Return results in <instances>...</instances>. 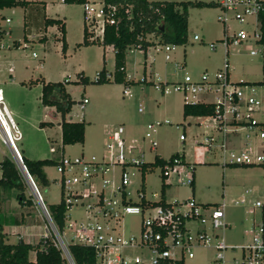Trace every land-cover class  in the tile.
Returning <instances> with one entry per match:
<instances>
[{
  "label": "rangeland",
  "instance_id": "1",
  "mask_svg": "<svg viewBox=\"0 0 264 264\" xmlns=\"http://www.w3.org/2000/svg\"><path fill=\"white\" fill-rule=\"evenodd\" d=\"M42 1L47 4L46 13L49 17L61 18L66 23V51H63V42L60 40L63 34L58 25H54L46 36L43 29H34L32 40L24 41L22 8L0 10V40L4 42L3 48L0 49V87L22 131V139L18 141L22 154L32 160L49 158L55 161L63 155L76 157L81 153L102 157L107 153L109 136L115 126L125 124L124 126L128 127L136 124V134H129L127 128L124 133L128 143L132 139L138 140V148L133 149L129 156L152 161L158 152H162L165 158L184 153L187 160L195 166V183H184L180 181L179 176L171 178L174 184L167 190L168 201L183 202V210H186V202L193 197L200 204L211 203L218 206L225 203V219L230 224L222 232L230 245L225 250L226 264H241L243 251L239 246L251 239L249 230L255 224L264 222V164H231L230 153L251 149L253 156L264 154V138L261 136L264 130V101L257 109L261 113L259 121L263 123L237 127L249 144L237 148L229 146L225 152L222 141L223 135L227 133L216 129L212 118H185L183 105L186 100L174 90V86L176 82L184 80L186 75L199 78L204 72H208L213 77L223 67L226 59H230L233 81H261L264 78L262 57L260 54H251L252 50L262 48V43L255 41L252 34L257 18L251 17L243 22L232 18L225 23L219 19V14L223 11L220 6L190 7L187 43H171L174 49L170 51L172 59L168 61L165 58L166 44L159 42L160 37L149 34L147 37L153 45L149 47L147 58L143 51L135 46L128 49L127 76L135 82L125 85L114 80L113 46L98 42L83 44L86 22L84 4L66 3L63 0ZM7 17L12 19V23L5 21ZM226 28L229 34L243 28L249 31L251 37L241 45L227 47L223 40L226 38ZM90 29L95 30L94 34L101 37L99 28ZM195 34H198L201 40H196ZM41 37H47V42H43ZM211 42L216 43L215 49L210 47ZM104 68L110 75V81L95 82L97 73ZM81 73L88 77V82L81 79ZM66 80L69 81L66 84L67 90L75 103L65 119L86 122L84 143L64 145L61 113L56 107L42 103L44 82ZM162 83L164 91L161 88ZM261 87L259 86L260 89ZM126 88L131 95L124 92ZM258 91V96L261 97L263 91ZM84 98H88L89 102L83 103ZM197 99L210 102L214 100L200 93L195 97L190 95L187 101L195 102ZM141 107L143 111H140ZM149 122L156 125L161 122L152 131V138L158 141L156 149L151 148V139L143 138L148 131ZM235 128L231 127L229 133ZM181 135H184L185 139H181ZM211 136L215 137V141L210 146L208 143ZM201 151H205V155H201ZM13 158L11 149L0 139V162ZM119 166H116L114 174L118 172ZM191 166H187L189 173L192 171ZM128 169L133 172V182L127 186V190L132 193L134 201L140 199L138 189L142 190L143 182L147 198L159 199L157 197H160L162 183L160 167L149 171L145 178L137 166L130 165ZM45 171L50 185H39L40 191L47 205L57 204L62 198L60 181L57 180L60 174L56 164L46 166ZM183 178L187 181V177ZM17 194L16 189H0V221L7 232V241L16 243L22 238L36 244L41 238L55 240V232L32 187L28 186L26 190V196L33 201L31 205L19 203ZM243 198L246 199L245 202H242ZM257 201H260L262 206L256 205ZM70 212L72 216L86 215V211L80 207H75ZM140 219L141 215H127L124 218L125 235L139 232ZM188 226L194 227L195 221L188 220ZM63 237L69 241L68 234L63 233ZM217 240L213 237L210 243L196 244L193 247L194 257H186L185 261L179 264H213L217 255ZM127 254L130 257L142 255L149 260L151 252L148 248H134L127 250ZM32 259H35L34 254ZM73 261L67 257L65 264H74Z\"/></svg>",
  "mask_w": 264,
  "mask_h": 264
},
{
  "label": "built area",
  "instance_id": "2",
  "mask_svg": "<svg viewBox=\"0 0 264 264\" xmlns=\"http://www.w3.org/2000/svg\"><path fill=\"white\" fill-rule=\"evenodd\" d=\"M218 4L223 10L219 14V19L225 23H228L232 18L239 22L251 17L257 18L252 34L255 41L262 43V48L252 50L251 54L261 55L264 74V42L260 19V12L264 9V0H220ZM115 9V7H107L104 2L89 1L84 4L85 20L94 29L99 28L101 37H103L106 23H114L112 12ZM5 21L11 23L12 19L7 17ZM226 32V38L223 40L227 47L241 45L251 37L249 31L243 28L233 34H229V30L226 28ZM98 36L100 35L98 34ZM194 38L201 40L198 34H195ZM3 46L4 42L0 40V49ZM210 47L215 49L217 45L215 42H211ZM173 49L174 45L166 44V60L172 59L170 51ZM33 55L36 56L35 53ZM228 56L229 51L227 52ZM99 77L98 72L96 80ZM162 84L161 88L164 91V83ZM244 88L246 89L244 90ZM258 89V84L246 81L237 82L231 79L230 59H226L223 67L213 77L208 72H204L199 78L186 75L184 80L176 82L174 86V90L184 96L185 103L194 102L192 100L188 102L187 99L190 95L195 97L200 93L214 99L211 102L215 104L216 114L205 118H212L213 126L226 133L231 127L263 123L255 118L257 109L264 101V91L259 97ZM124 92L131 95L127 88L124 89ZM88 101V98L83 99V103ZM196 102L210 101L197 99L194 103ZM140 111H143V107L140 108ZM168 122L167 120L166 123ZM159 124L161 122H158L157 125L154 122H149L148 131L143 136L144 139H151V148L154 149L158 147V141L152 138V131ZM125 131L124 125L114 127L109 136L107 153L102 157L81 153L76 157L63 155L57 161L56 167L60 174L57 180L60 181L62 197L60 202L63 201L67 209L64 228L60 232L37 182L25 164L24 155L18 146V141L22 139V131L6 103L4 91L0 87V139L11 149L14 156L13 161L41 202L56 235V239L53 241L66 258L73 261L69 246L74 243L91 247L96 253V262L99 264H179L184 262L186 257H194L193 247L196 244L210 243L214 237L218 240L215 246L217 255L213 264H226L225 250L230 245L222 232L230 224L225 219V203L208 208L204 204L197 203L193 197L189 202H186V210L182 208L183 202L166 200V204L162 203V186L173 185L171 178L179 176L181 177L180 181L189 185H193L195 181V166L185 158L184 153H178L171 160L167 158V163L158 166L161 169L162 183L160 197L157 193L155 196H158L159 199L147 198L145 182H143L142 190L138 189L140 199L134 201L132 193L127 190V186L133 182L131 176L133 172L131 171V173L128 167L130 165L137 166L142 172L143 178L154 169H143L144 164L151 161L129 156L133 149L138 148V140L132 139L128 143ZM225 136L223 135L222 148L227 152L229 146L226 140L224 141ZM261 136L264 138V130ZM181 139H185V136L181 135ZM214 141L215 137L211 136L208 144L211 146ZM204 152L201 151V155ZM142 157H144L143 153ZM230 157L231 164L264 163V154L253 156L251 149L241 152L232 151ZM2 162H0V180L4 175ZM117 165H120L119 170L114 174ZM188 165H192L190 173L187 170ZM183 177H187V181ZM245 201L246 199L243 198L242 202ZM256 205L262 206V203L257 201ZM75 207L83 208L86 215L72 216L70 211ZM127 215H141L138 233L125 235L123 221ZM190 219L195 221L194 227L188 226ZM63 233L69 235V241L65 240ZM249 233L252 235L251 239L239 246L243 251L241 264H264V222L255 224ZM134 248H148L151 252L149 260H146L142 255L130 257L127 250ZM73 263L76 264L75 261Z\"/></svg>",
  "mask_w": 264,
  "mask_h": 264
},
{
  "label": "trees",
  "instance_id": "3",
  "mask_svg": "<svg viewBox=\"0 0 264 264\" xmlns=\"http://www.w3.org/2000/svg\"><path fill=\"white\" fill-rule=\"evenodd\" d=\"M66 3L85 4L89 0H63ZM107 7H115L112 12L114 23H106L103 37L96 36L95 30L90 29L91 25L85 22L84 42L83 44L103 43L113 46L115 53V71L114 80L118 83L129 85L135 80L128 79L127 76V54L132 46L142 49L145 55L153 43L147 37L154 34L160 37V43L165 44H185L188 41L189 8L190 7H214L219 6L218 2L210 1H150V0H103ZM23 7L25 11V37L32 33L33 29H46L49 26L58 25L62 32L63 51L67 49L65 22L61 18L49 17L46 13V2L39 0H0V10L4 8ZM262 21L264 42V9L260 12ZM42 41L45 37H41ZM98 83L110 81L109 74L104 68L99 72ZM81 79L88 82V77L81 73ZM66 80L58 82H44L42 89V103L46 106H55L61 113L63 120L62 142L64 145L84 143L86 137L87 124L85 121H68L66 115L71 111L75 101L68 92ZM145 82V80H144ZM264 79L253 84H262ZM216 114L215 104L212 102H190L184 103L183 115L207 117ZM45 123H42L44 125ZM178 155L174 154L170 160ZM25 164L29 172L34 177L38 186L50 185V179L47 176L45 167L56 164L53 159L32 160L24 156ZM168 162L167 158L158 153L155 159L145 163L144 170L148 168L162 166ZM4 171L3 179L0 180V189H16L19 203L33 204L32 199L26 196L28 184L16 163L13 160L6 159L2 162ZM264 164V163H263ZM40 187V186H39ZM41 190V189H40ZM167 185L162 186V203L166 204ZM205 207L216 206L211 203H205ZM53 220L60 232L63 231L66 206L62 201L57 204L48 205ZM7 232L3 223L0 221V264H65L67 258L62 250L49 238H41L36 244L20 239L16 243L7 241ZM71 256L76 264H95L96 253L88 246L74 244L69 246ZM34 254L35 259H32Z\"/></svg>",
  "mask_w": 264,
  "mask_h": 264
},
{
  "label": "crops",
  "instance_id": "4",
  "mask_svg": "<svg viewBox=\"0 0 264 264\" xmlns=\"http://www.w3.org/2000/svg\"><path fill=\"white\" fill-rule=\"evenodd\" d=\"M46 7H47V4H46ZM14 8H17V7H14ZM19 8H22V10H23V27H22V32H23V37H24V41L25 40H32V36H34V32H35V30L33 31L32 30V33H30V34H28V36H26L25 37V26H24V22H25V11H24V9H23V7H19ZM12 23V22H11ZM66 24V23H65ZM1 25L4 27V25H3V23L1 22ZM52 27H54V25L53 26H49L48 28H46V29H43L44 30V35L46 36V34L48 33V31L52 28ZM65 27H66V25H65ZM14 29V28H13ZM40 30V29H39ZM84 30H85V28H84ZM66 36V35H65ZM47 37H45V39L43 40V42H47V39H46ZM67 41V40H66ZM20 42H21V40H20ZM108 46H111V45H108ZM150 51H148L147 52V54L149 53ZM145 57L147 58L148 57V55H145ZM127 62H126V68H127ZM264 79V78H263ZM262 79V80H263ZM259 86H262L261 87V89L259 88V90H262V91H264V82L262 83V84H258ZM67 87V86H66ZM263 88V89H262ZM89 102V101H88ZM87 102V103H88ZM55 107V106H54ZM261 113L259 112V111H257L256 113H255V118H257V120H260L261 118V115H260ZM122 125H125V124H122ZM125 127V126H124ZM126 128H127V130L129 131V134H136V132L135 131H137V129H138V127H136V124H131L130 126H128V127H125V130H126ZM61 130H62V127H61ZM226 143L228 144V146H230V147H234V148H237L238 146L239 147H242V146H245L246 144L248 145L249 143H248V141L247 140H245L244 138H243V135L239 132V130H238V128L236 127L235 129H233L232 130V133H227V135H226ZM157 154V153H156ZM158 154L159 155H161L162 157H164L165 158V156L162 154V152H158ZM202 155H205V154H202ZM154 157H155V155H154ZM185 158H186V155H185ZM154 159V158H153ZM187 159V158H186ZM201 162H203V161H201ZM195 183V182H194ZM193 183V184H194ZM172 187V185H169V186H167V190L169 189V188H171ZM167 190H166V193H165V195H166V200H168L167 199ZM205 204V203H204ZM6 231V230H5ZM26 241V240H25ZM28 242V241H27Z\"/></svg>",
  "mask_w": 264,
  "mask_h": 264
}]
</instances>
